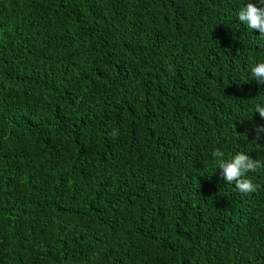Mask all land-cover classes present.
<instances>
[{"label":"trees","instance_id":"obj_1","mask_svg":"<svg viewBox=\"0 0 264 264\" xmlns=\"http://www.w3.org/2000/svg\"><path fill=\"white\" fill-rule=\"evenodd\" d=\"M248 2L0 0V264H264Z\"/></svg>","mask_w":264,"mask_h":264},{"label":"clouds","instance_id":"obj_2","mask_svg":"<svg viewBox=\"0 0 264 264\" xmlns=\"http://www.w3.org/2000/svg\"><path fill=\"white\" fill-rule=\"evenodd\" d=\"M264 4V0H260ZM239 21L251 30H258L261 38H264V7H258L255 3L248 2L237 13ZM252 77L258 82L264 84V62L255 64L251 68ZM255 113L264 118V106L257 104ZM264 136V125L256 126L255 140H259ZM214 157H223L224 153L220 150L213 152ZM261 161L250 158L245 153H237L230 160L218 161V168L221 170V178L227 183H234L241 193H250L255 191V186L251 180L245 177L249 171H256L261 167Z\"/></svg>","mask_w":264,"mask_h":264}]
</instances>
